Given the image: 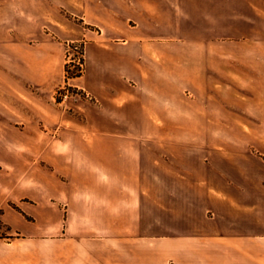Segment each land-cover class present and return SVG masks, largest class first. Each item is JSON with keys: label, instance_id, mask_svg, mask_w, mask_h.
<instances>
[{"label": "crops", "instance_id": "obj_1", "mask_svg": "<svg viewBox=\"0 0 264 264\" xmlns=\"http://www.w3.org/2000/svg\"><path fill=\"white\" fill-rule=\"evenodd\" d=\"M0 220V264H264V0H0Z\"/></svg>", "mask_w": 264, "mask_h": 264}, {"label": "rangeland", "instance_id": "obj_2", "mask_svg": "<svg viewBox=\"0 0 264 264\" xmlns=\"http://www.w3.org/2000/svg\"><path fill=\"white\" fill-rule=\"evenodd\" d=\"M76 43H80L82 45V49L84 48V43L83 42H76ZM69 45H72L69 44ZM69 45H67V51H66V63H70L69 62V57H68V48H69ZM83 51H81V54H77V53H74L76 54V57L79 56L80 58H83ZM71 65V70H74L75 68L73 67V63L70 64ZM64 87H70V89L68 88L69 90V93H68V97H64V94L66 93V91H64ZM55 99L57 101H60V102H63V101H67L71 98H75V97H80V96H84V97H87V95H85L81 90L79 89H75V88H72L71 86H69L67 83H64L63 85L59 86L56 90H55ZM180 129V127H175V132H178V130ZM150 204L149 202L147 201V203L145 204V210H146V214L149 215L150 214ZM158 214V219H159V229H163L166 227V214L164 211L162 210H158L157 212ZM6 232V227L5 225L1 222L0 220V234H4Z\"/></svg>", "mask_w": 264, "mask_h": 264}, {"label": "built area", "instance_id": "obj_3", "mask_svg": "<svg viewBox=\"0 0 264 264\" xmlns=\"http://www.w3.org/2000/svg\"><path fill=\"white\" fill-rule=\"evenodd\" d=\"M81 51H82V45L80 43H72V45H69L68 48V57L70 62L69 65L73 63V67L77 65L83 67L81 58L79 56L76 57V54H74L77 53L79 55L81 54ZM68 88L70 89V87H64L63 89L64 91H66L64 97H68V93H69Z\"/></svg>", "mask_w": 264, "mask_h": 264}, {"label": "trees", "instance_id": "obj_4", "mask_svg": "<svg viewBox=\"0 0 264 264\" xmlns=\"http://www.w3.org/2000/svg\"><path fill=\"white\" fill-rule=\"evenodd\" d=\"M83 51V58H81V61H82V65L83 67H80V66H75L74 70H71V66L69 65V63H66V66H65V72H66V78L67 80L68 79H71V78H76V77H80L83 72H84V48L82 49Z\"/></svg>", "mask_w": 264, "mask_h": 264}]
</instances>
